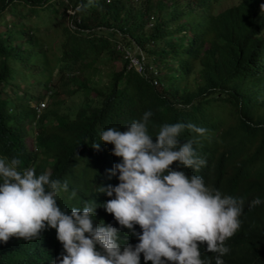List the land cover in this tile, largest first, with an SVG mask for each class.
Listing matches in <instances>:
<instances>
[{
    "label": "trees",
    "instance_id": "16d2710c",
    "mask_svg": "<svg viewBox=\"0 0 264 264\" xmlns=\"http://www.w3.org/2000/svg\"><path fill=\"white\" fill-rule=\"evenodd\" d=\"M47 1L0 0V56L20 52L22 43L37 45V33L43 30L55 38L52 49L60 45V59L69 72L79 75L96 64L122 63L101 90L87 87L92 97L83 102L73 120L66 121L68 126L63 128L59 123L63 116L54 112L49 115L42 110L37 119L34 142L41 153L37 169L48 165L53 175L62 177L61 183L68 184V191L57 197L61 209L70 212L79 204L72 196L77 183L90 185L97 176L91 168L93 143L99 142V155L107 157L111 144L99 141L100 132L139 119L145 111L153 114L148 124L153 136L165 123L191 122L205 128V135L185 129L178 139L183 143L195 138L193 147L206 160L198 173L211 187L245 201L241 227L227 242L230 251L222 257L224 264L250 261L259 244L264 249V39L248 42L247 14L241 12L221 25L205 20L191 0H172L183 4L199 25L200 33L190 32L187 37L191 22L180 21L164 0H136V5L133 0H70L80 5L73 17L77 30L72 31L63 21L54 22L57 14H65V5ZM151 6L156 19L144 28ZM43 8L50 17L31 22ZM173 32L180 35L170 44ZM111 38L130 39L146 54L157 69L156 84L126 68ZM142 65L148 75L150 63ZM80 79L83 83L84 78ZM11 106L8 113L6 103L0 101V148L25 161L35 159L23 143L22 125L33 119L32 109L21 103ZM96 191L97 187L95 195L100 198ZM257 197L262 203L249 208ZM13 252L10 245L0 247V264H11ZM140 258L145 264L142 254Z\"/></svg>",
    "mask_w": 264,
    "mask_h": 264
},
{
    "label": "clouds",
    "instance_id": "9594fccd",
    "mask_svg": "<svg viewBox=\"0 0 264 264\" xmlns=\"http://www.w3.org/2000/svg\"><path fill=\"white\" fill-rule=\"evenodd\" d=\"M191 1L205 20H217L221 25L245 12L248 42L263 41L264 0H238L224 8H219L221 0ZM164 2L180 21L191 22L185 33L187 37L190 32L200 33L199 25L183 4L172 0ZM61 3L66 7L65 12L74 9L71 19L66 17L67 28L77 30L73 17L80 5H73L70 0H61ZM155 19V8L151 6L144 28L151 27ZM39 32L37 45L27 47L22 43L20 52L18 49L8 58L0 56V101L6 103L8 113L11 105L19 103L27 105L33 113V119L24 121L22 126L25 149L34 153L35 159L25 161L18 154L0 148V247H14L11 264H142L141 254L145 264L149 261L151 264H213V259L214 264H224L222 257L230 251L227 242L241 227L245 201L211 187L198 173L206 160L195 151V138L183 143L178 139L185 129L205 135V128L191 122L165 123L153 136L148 131L153 114L145 111L139 119L127 120L100 132L99 141L111 144L107 157L99 155L100 143H93L91 168L97 176L90 185L77 183L72 196L79 204L70 212L61 209L57 197L68 191V184L61 183L62 177L53 175L48 165L37 169L41 153L34 142L36 122L42 110L49 115H53L52 112L62 115L59 123L63 128L68 126L66 121L73 120L67 112L48 107L58 102L50 85L54 73L64 82H74L83 88L85 100L92 96L86 92V83L64 71L66 63L60 59V45L52 69L41 49ZM111 43L123 61L126 60L117 45L134 51L138 59L142 57V62L150 63L148 75L145 70L138 73L133 67H127V61L126 68L156 84L155 65L132 40L123 42L111 38ZM34 51L45 60L43 72L47 77L28 82L14 93L15 81L10 80L9 70L16 66L31 74L40 71L34 63L24 62L26 53ZM32 86L36 87L35 94L29 91ZM71 92H75L74 88ZM85 100L75 110V115ZM32 127L35 131L31 145L27 146L24 137ZM96 187L100 198L95 195ZM261 203L257 197L249 208ZM263 251L259 244L256 255L239 264H264ZM206 256L212 257L206 259Z\"/></svg>",
    "mask_w": 264,
    "mask_h": 264
},
{
    "label": "rangeland",
    "instance_id": "374dc122",
    "mask_svg": "<svg viewBox=\"0 0 264 264\" xmlns=\"http://www.w3.org/2000/svg\"><path fill=\"white\" fill-rule=\"evenodd\" d=\"M61 1V0H60ZM50 2H56V0H52ZM238 0H221L219 8H224L226 6H229L230 4L237 3ZM134 5H136V2H132ZM59 4V3H58ZM60 5V4H59ZM59 5H55V9L59 8ZM20 10V8H18ZM4 17L5 20L7 18L9 19L10 16L8 13ZM66 14V12H65ZM62 15L61 13L57 14L55 17L54 22L57 23L58 21H63L64 25L69 26L68 20L66 16ZM50 17V14L45 12L44 8L43 10L39 11V15H33L31 17V22H35V24L38 23L39 18H47ZM51 19V18H49ZM0 30H2V26H0ZM54 30V29H53ZM54 33L58 36V33ZM179 36L180 33L173 32L170 40V44L173 43V41L176 40L175 36ZM39 42L41 43V49L44 52L47 59H49L52 69L55 67V58L59 55V46L56 49H52V45H56L55 38L51 33L46 34L43 30H40L38 34ZM27 64H35L37 67H40V71H38L35 74H31L28 71H24L21 67L12 66L9 70V78L10 80L15 81V85L13 87V92L16 93V91L19 88H24L28 82L38 81L42 78L47 77V73L43 72V68L46 66L45 60L41 55H39L38 51H34L33 53H26V57L24 60ZM122 66V63L120 60L116 61H109L107 63L103 64H96L94 68H91L90 71L88 70H82L79 72V75L69 72L66 69H64L65 72H67L69 75H73L75 79L81 82V78H84V83H86L88 86L90 85L95 91L101 90L106 84H108L115 72H117ZM80 76V77H79ZM50 85L56 92V97L58 99V102L55 105L49 104L48 107H55L57 112H67L69 114V117L72 118L74 116L75 110L78 108L80 103L85 100L87 97L84 93V89L80 88L76 85L74 82H64L63 79L58 78L57 74L54 73L51 76L50 79ZM74 88L75 92H71V90ZM31 94L36 93V87L32 86L29 89ZM88 96H92L93 92H88ZM25 101H29L28 98H24ZM48 101V99H47ZM27 127L25 126V129ZM35 131V128H29L28 133L25 134L24 141L27 146L31 145L33 132ZM30 148V147H28Z\"/></svg>",
    "mask_w": 264,
    "mask_h": 264
},
{
    "label": "built area",
    "instance_id": "2783aa9c",
    "mask_svg": "<svg viewBox=\"0 0 264 264\" xmlns=\"http://www.w3.org/2000/svg\"><path fill=\"white\" fill-rule=\"evenodd\" d=\"M73 12H74L73 8L66 10V17L68 18V20L71 19ZM117 47L118 50L122 53L123 59L127 61V67H133L136 72L142 73L144 70L141 60L142 57L141 59H138L134 55V51L130 52L128 49H124L121 45H117Z\"/></svg>",
    "mask_w": 264,
    "mask_h": 264
}]
</instances>
